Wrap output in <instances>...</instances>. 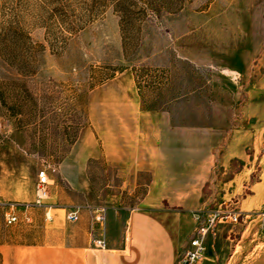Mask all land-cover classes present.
Returning a JSON list of instances; mask_svg holds the SVG:
<instances>
[{
    "label": "rangeland",
    "instance_id": "rangeland-1",
    "mask_svg": "<svg viewBox=\"0 0 264 264\" xmlns=\"http://www.w3.org/2000/svg\"><path fill=\"white\" fill-rule=\"evenodd\" d=\"M128 139L194 167L257 140L264 168V0H0V264L52 241L28 200L43 168L47 212L138 206L151 174L117 154ZM259 213L232 225L227 264H264Z\"/></svg>",
    "mask_w": 264,
    "mask_h": 264
},
{
    "label": "crops",
    "instance_id": "crops-1",
    "mask_svg": "<svg viewBox=\"0 0 264 264\" xmlns=\"http://www.w3.org/2000/svg\"><path fill=\"white\" fill-rule=\"evenodd\" d=\"M130 140L126 153L121 149L117 154L133 163L134 172L151 174L138 206L68 213L51 206V213L45 205V213L51 217L52 241L24 249L2 248L3 264H177L197 227L210 212L241 195L256 168H260V178L252 184L250 195L237 200V209L242 213L264 210V168L261 162L257 164V149L261 151L257 140L250 156L222 159L216 167L206 154L202 164L194 167L188 159L167 157L164 149L150 150L138 142L131 147ZM81 184L86 191V182ZM52 199L62 202L57 196ZM28 200H34V193ZM72 213H76V221L68 220ZM98 213L102 222L95 220ZM232 231V224L220 223L205 235L201 264L228 263ZM97 239L102 240V248L94 245Z\"/></svg>",
    "mask_w": 264,
    "mask_h": 264
},
{
    "label": "built area",
    "instance_id": "built-area-1",
    "mask_svg": "<svg viewBox=\"0 0 264 264\" xmlns=\"http://www.w3.org/2000/svg\"><path fill=\"white\" fill-rule=\"evenodd\" d=\"M54 172V169L51 170ZM49 186H50V177L46 168H43L37 172L36 175V183L34 188V200L33 206L35 207H44L45 199H47L49 195ZM237 205V202L235 203ZM251 213H242L238 211L237 206H228L224 204L223 208H219L215 211H212L208 214L205 223L199 225L189 240V248L183 254L180 261L177 264H201L204 259V246L203 239L207 233L212 231V229L220 223H228L232 225H237L241 221H245L248 217H251ZM258 216L264 220V213H259ZM45 219L49 221L51 219L50 215L45 213ZM16 215H6L5 216V224L12 225L17 222ZM69 221H76L77 215L76 213H72L68 215ZM97 222L103 221V216L101 213H98L95 217ZM94 245L98 248H102L103 242L102 240H95Z\"/></svg>",
    "mask_w": 264,
    "mask_h": 264
}]
</instances>
